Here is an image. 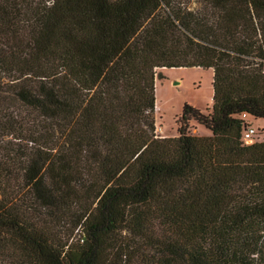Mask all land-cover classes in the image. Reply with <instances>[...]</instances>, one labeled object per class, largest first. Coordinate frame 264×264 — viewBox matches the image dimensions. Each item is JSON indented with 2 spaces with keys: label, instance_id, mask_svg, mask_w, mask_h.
Returning <instances> with one entry per match:
<instances>
[{
  "label": "trees",
  "instance_id": "obj_1",
  "mask_svg": "<svg viewBox=\"0 0 264 264\" xmlns=\"http://www.w3.org/2000/svg\"><path fill=\"white\" fill-rule=\"evenodd\" d=\"M192 66L210 108L155 135V68ZM263 69L264 0H0V259L264 264Z\"/></svg>",
  "mask_w": 264,
  "mask_h": 264
},
{
  "label": "rangeland",
  "instance_id": "obj_2",
  "mask_svg": "<svg viewBox=\"0 0 264 264\" xmlns=\"http://www.w3.org/2000/svg\"><path fill=\"white\" fill-rule=\"evenodd\" d=\"M118 81L120 82V80ZM154 82V119L155 135L157 136L175 135L177 133L175 120L184 103L192 104L202 111H206L211 106L212 70L210 68L199 66L157 67L155 68ZM248 119L256 131L254 140L264 139V119L254 120L252 117H248ZM189 131L193 134H210L209 129L203 124L193 120L190 121ZM66 223L63 228L65 236L68 235L72 226V223ZM78 235L79 230L75 228L71 234V239L74 241ZM20 257L23 258L21 255ZM1 259L3 264H24L23 261L16 260L17 257L2 256Z\"/></svg>",
  "mask_w": 264,
  "mask_h": 264
},
{
  "label": "built area",
  "instance_id": "obj_3",
  "mask_svg": "<svg viewBox=\"0 0 264 264\" xmlns=\"http://www.w3.org/2000/svg\"><path fill=\"white\" fill-rule=\"evenodd\" d=\"M264 70V69H263ZM256 133L255 129L249 125L246 127V129L242 133V139L244 142L248 143L251 142L254 138V134Z\"/></svg>",
  "mask_w": 264,
  "mask_h": 264
},
{
  "label": "crops",
  "instance_id": "obj_4",
  "mask_svg": "<svg viewBox=\"0 0 264 264\" xmlns=\"http://www.w3.org/2000/svg\"><path fill=\"white\" fill-rule=\"evenodd\" d=\"M254 120H259V119H254ZM261 120V119H260Z\"/></svg>",
  "mask_w": 264,
  "mask_h": 264
}]
</instances>
